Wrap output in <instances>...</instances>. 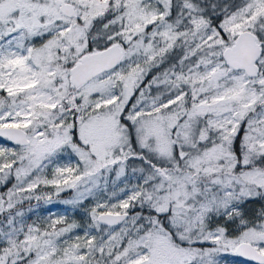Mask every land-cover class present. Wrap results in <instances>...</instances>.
<instances>
[{
	"label": "snow or ice",
	"instance_id": "1",
	"mask_svg": "<svg viewBox=\"0 0 264 264\" xmlns=\"http://www.w3.org/2000/svg\"><path fill=\"white\" fill-rule=\"evenodd\" d=\"M223 254L264 264V0H0V264Z\"/></svg>",
	"mask_w": 264,
	"mask_h": 264
},
{
	"label": "rangeland",
	"instance_id": "2",
	"mask_svg": "<svg viewBox=\"0 0 264 264\" xmlns=\"http://www.w3.org/2000/svg\"><path fill=\"white\" fill-rule=\"evenodd\" d=\"M45 191H51V189H46ZM71 193H61L60 197H53V202L46 204L43 200L37 202L35 200L31 201V205L33 207V212L29 213V221L39 219H45L49 216L53 218L59 215H67L69 221L81 220V213L75 211L70 206L65 205L59 201H62L68 198ZM29 205L25 203L24 207L27 208ZM221 264H241V260L230 254H223L220 257Z\"/></svg>",
	"mask_w": 264,
	"mask_h": 264
},
{
	"label": "water",
	"instance_id": "3",
	"mask_svg": "<svg viewBox=\"0 0 264 264\" xmlns=\"http://www.w3.org/2000/svg\"><path fill=\"white\" fill-rule=\"evenodd\" d=\"M241 261H242V258L238 257Z\"/></svg>",
	"mask_w": 264,
	"mask_h": 264
}]
</instances>
